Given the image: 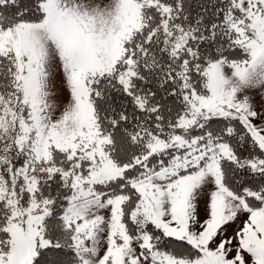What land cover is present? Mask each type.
I'll use <instances>...</instances> for the list:
<instances>
[{
    "label": "snow or ice",
    "instance_id": "snow-or-ice-1",
    "mask_svg": "<svg viewBox=\"0 0 264 264\" xmlns=\"http://www.w3.org/2000/svg\"><path fill=\"white\" fill-rule=\"evenodd\" d=\"M0 264H264V0H0Z\"/></svg>",
    "mask_w": 264,
    "mask_h": 264
}]
</instances>
